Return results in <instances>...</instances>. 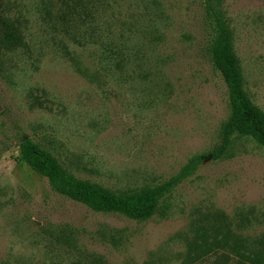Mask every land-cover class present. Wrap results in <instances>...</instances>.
Segmentation results:
<instances>
[{
	"label": "rangeland",
	"instance_id": "rangeland-1",
	"mask_svg": "<svg viewBox=\"0 0 264 264\" xmlns=\"http://www.w3.org/2000/svg\"><path fill=\"white\" fill-rule=\"evenodd\" d=\"M83 3L0 0V264H188L211 213L264 247V147L249 136H235L228 157L204 158L139 221L57 194L21 159L27 136L69 173L120 192L174 177L220 143L229 93L205 0ZM223 8L264 111V0Z\"/></svg>",
	"mask_w": 264,
	"mask_h": 264
},
{
	"label": "trees",
	"instance_id": "trees-1",
	"mask_svg": "<svg viewBox=\"0 0 264 264\" xmlns=\"http://www.w3.org/2000/svg\"><path fill=\"white\" fill-rule=\"evenodd\" d=\"M224 0H205L213 19L215 35L210 46L213 65L221 73L229 93L230 114L220 131V143L209 153L192 156L179 172L161 183L127 191H114L97 182L79 178L63 168L58 159L40 143L23 136L20 157L35 172L46 177L52 191L104 214H119L132 220L152 217L165 199L183 179L193 174L204 158L230 156L235 136H249L264 147V111L257 106L245 88L239 59L233 45ZM85 7L83 0H77ZM18 35L8 31L6 42H15ZM206 225H198L189 245L188 264H228L231 255L236 264H261L264 247L261 241L252 246L247 239L235 235L220 213H211ZM227 250V251H226Z\"/></svg>",
	"mask_w": 264,
	"mask_h": 264
}]
</instances>
